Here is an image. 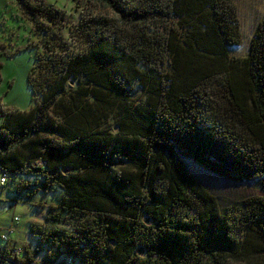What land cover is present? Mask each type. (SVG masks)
Returning a JSON list of instances; mask_svg holds the SVG:
<instances>
[{
	"label": "trees",
	"instance_id": "obj_1",
	"mask_svg": "<svg viewBox=\"0 0 264 264\" xmlns=\"http://www.w3.org/2000/svg\"><path fill=\"white\" fill-rule=\"evenodd\" d=\"M17 1L33 22L57 16ZM93 1L83 50L46 40L35 53L27 83L40 101L0 103V173L19 178L25 201L57 193L35 206L70 229L30 223L36 248L7 239L1 253L15 264L33 252L39 264H232L264 252V197L228 215L184 164L264 187V16L235 59L231 0Z\"/></svg>",
	"mask_w": 264,
	"mask_h": 264
},
{
	"label": "rangeland",
	"instance_id": "obj_2",
	"mask_svg": "<svg viewBox=\"0 0 264 264\" xmlns=\"http://www.w3.org/2000/svg\"><path fill=\"white\" fill-rule=\"evenodd\" d=\"M42 1L56 9L54 15L57 16L53 15L54 19L38 18L33 22L20 2L0 0V103L13 111H28L35 106V102L40 101L39 95L32 96L27 75L33 66L35 53L43 51L44 42L46 40L49 43L60 42L70 54H77L83 50L87 41L81 33L82 15L87 16L90 9L95 10L94 14L99 13L93 0ZM231 2L237 12L241 43L238 47L230 49L228 54L230 58H243L247 54L249 41L257 24L264 16V0ZM57 54L62 56L64 53ZM33 77L35 86L38 87V73L34 72ZM132 97L136 102L144 98L143 90L136 84L133 85ZM112 122L111 119L108 121L110 128L113 127ZM184 164L195 183L214 199L220 209L228 211V215L239 209L243 210V202L247 201L248 204L253 197H264L262 177L255 178L254 181L226 179L191 160L186 159ZM1 175L2 173L0 177ZM18 179L9 174L6 183L0 185V235L5 234L9 241H14L18 246H27L34 250L36 239L30 234V223H42V227L47 230L52 228L67 230L70 227L65 222L59 225L44 222L47 206L43 208L35 206L38 201L45 204L55 200L57 193L37 192L30 201H25L24 193L16 194L14 190ZM13 216L18 217V221H13ZM3 244V240L0 239V245ZM43 255L41 252H33L35 261L32 264H39ZM248 259L232 264H264V252H256Z\"/></svg>",
	"mask_w": 264,
	"mask_h": 264
},
{
	"label": "built area",
	"instance_id": "obj_3",
	"mask_svg": "<svg viewBox=\"0 0 264 264\" xmlns=\"http://www.w3.org/2000/svg\"><path fill=\"white\" fill-rule=\"evenodd\" d=\"M5 181H6V175L2 174L0 177V185H3ZM13 221H18V217L14 216ZM0 237L2 240L8 239V237L5 234L0 235ZM16 252L14 251L12 254H15ZM0 264H15V263H13L8 256H5V254L1 253L0 251Z\"/></svg>",
	"mask_w": 264,
	"mask_h": 264
},
{
	"label": "crops",
	"instance_id": "obj_4",
	"mask_svg": "<svg viewBox=\"0 0 264 264\" xmlns=\"http://www.w3.org/2000/svg\"><path fill=\"white\" fill-rule=\"evenodd\" d=\"M1 246V245H0Z\"/></svg>",
	"mask_w": 264,
	"mask_h": 264
}]
</instances>
